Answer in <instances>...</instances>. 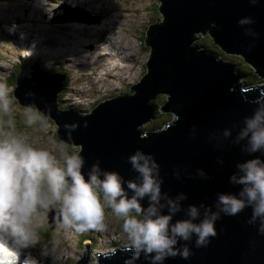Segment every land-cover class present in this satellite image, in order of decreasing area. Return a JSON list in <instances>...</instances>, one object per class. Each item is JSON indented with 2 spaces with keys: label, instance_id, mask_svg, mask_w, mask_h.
<instances>
[{
  "label": "water",
  "instance_id": "water-1",
  "mask_svg": "<svg viewBox=\"0 0 264 264\" xmlns=\"http://www.w3.org/2000/svg\"><path fill=\"white\" fill-rule=\"evenodd\" d=\"M161 1L165 19L148 31L152 54L147 74L132 88L135 94L106 100L90 113L61 109L58 96L67 75L48 73L37 62L30 74L20 72L14 95L24 107L52 118L66 143L82 146L85 174L98 165L101 172L119 173L127 187V181L137 179L128 157L140 151L159 164L162 195L185 194L184 209L204 204L215 211L218 193L239 192L240 186L230 183L236 165L253 158L242 151L244 142L234 140L256 101L264 99V83L243 80L246 68L237 57L215 54L214 47L206 49L194 35L210 30L225 52L243 57L264 78V0ZM244 19L250 23L242 25ZM160 93L168 95L163 109L173 112L174 119L157 130L144 129L157 109L150 101ZM225 129H231V137L223 136ZM254 156L264 160V153ZM142 203L147 206V198ZM250 216V208L236 216L221 214L207 246L197 247L195 237L180 241L177 247H188L189 257H168L163 264H264V234L258 224L248 223ZM182 218L184 210L173 222ZM86 246L89 251L77 264H93L88 259L92 245ZM123 249L99 254L95 264H125L132 253ZM135 264L152 262L142 254Z\"/></svg>",
  "mask_w": 264,
  "mask_h": 264
},
{
  "label": "clouds",
  "instance_id": "clouds-1",
  "mask_svg": "<svg viewBox=\"0 0 264 264\" xmlns=\"http://www.w3.org/2000/svg\"><path fill=\"white\" fill-rule=\"evenodd\" d=\"M256 104L234 140L244 142L242 151L253 155L238 163L230 176V183L240 186L239 192L218 193L215 211L204 204L184 209L185 194L175 198L162 195L160 166L150 154L137 151L128 157L137 179L127 181L125 187L119 173L101 172L98 165L85 174L84 158L62 142L50 139L47 145H40L17 134L13 101L6 86L0 84V264H14L24 249L40 242L41 214L46 216L49 211L55 212L57 223L65 228L86 232L104 231L106 211L110 210L127 238L123 250L132 253L125 264H135L142 254L152 264H163L178 255L187 259L190 251L177 247L180 241L195 237L197 247L207 246L217 234L215 222L221 214L236 216L245 208L251 209L248 223L258 224L259 233L264 234V160L254 156L264 153V99ZM23 122L41 131L47 128V121L32 107L23 113ZM66 127L69 132L74 130V126ZM223 136L231 137V129H225ZM145 198L147 206L142 203ZM182 210L186 218L173 222ZM30 261L36 264L30 256L25 264Z\"/></svg>",
  "mask_w": 264,
  "mask_h": 264
},
{
  "label": "rangeland",
  "instance_id": "rangeland-1",
  "mask_svg": "<svg viewBox=\"0 0 264 264\" xmlns=\"http://www.w3.org/2000/svg\"><path fill=\"white\" fill-rule=\"evenodd\" d=\"M159 4L162 6L163 2L0 0V84L6 86L13 101L16 133L27 135L40 145H47L50 139L62 142L69 150L80 153L82 146L69 145L61 139L57 123L43 112L37 110L47 121L46 130L25 125L23 113L27 107L12 96L15 89L11 85L13 79L8 76L12 78L17 66H22L20 72L28 71L27 66L37 62L45 65L42 69L47 68L52 74L67 75L68 85L58 96L59 106L79 113H90L106 100L135 94L132 88L147 74L152 54V48L147 44L148 31L152 24L162 23L165 19ZM26 36L31 40L26 41ZM194 36L195 41L204 42L206 49L213 47L211 34L197 32ZM62 42L63 48L59 45ZM113 42L119 43L124 55L131 54L125 56L128 59L124 58V61L112 56ZM215 54L237 57L239 66L246 68L243 80L255 79L254 69L241 56L224 50L217 53V49ZM127 60L132 61L128 63ZM165 101H169L165 93L150 101L157 107L155 117L142 128L157 130L173 121L174 113L163 109ZM52 212L46 216L41 214L42 223L37 229L40 242L24 249L19 258L26 260L30 256L41 264H77L89 251L86 244L91 243L88 259L95 264L99 262V254L124 248L127 243L121 222L110 210L106 211L104 231L86 232L58 224L56 215L51 217Z\"/></svg>",
  "mask_w": 264,
  "mask_h": 264
},
{
  "label": "trees",
  "instance_id": "trees-1",
  "mask_svg": "<svg viewBox=\"0 0 264 264\" xmlns=\"http://www.w3.org/2000/svg\"><path fill=\"white\" fill-rule=\"evenodd\" d=\"M159 9H161V4H159ZM211 26H212V24H211ZM207 34H211V32H210V30H207ZM210 38H212V42H213V47L215 48V49H217V53H218V51H220V52H222V48L215 42V40H214V38L212 37V36H210ZM200 47H202L203 48V46H200ZM213 51V50H212ZM243 58V57H242ZM28 68H30L31 67V65L30 66H27ZM252 67V66H251ZM253 69H254V72H255V74H254V76H255V79L257 80V79H260L258 82H263V77H260L257 73H256V71H255V68L254 67H252ZM23 68H22V66H17V68H15L14 69V72H12V78H10V75L8 76L9 77V79H13V81L11 80V85H12V88L13 89H15L16 87H17V85H15L16 83H17V78H18V76H19V74H20V71L22 70ZM27 72H30V70H28ZM249 73V72H248ZM250 73H252V72H250ZM255 79H253V80H250V79H248L247 78V80H245V81H256ZM254 83V82H253ZM253 83H251V84H253ZM68 85V80L66 79L65 81H64V88L66 87ZM15 91V90H14ZM160 95V94H159ZM166 95V94H165ZM12 96L14 97V99H16L17 100V98L15 97V95H14V93H12ZM165 104V103H164ZM163 104V105H164ZM162 105V106H163ZM162 109V108H161ZM160 109V110H161Z\"/></svg>",
  "mask_w": 264,
  "mask_h": 264
},
{
  "label": "bare ground",
  "instance_id": "bare-ground-1",
  "mask_svg": "<svg viewBox=\"0 0 264 264\" xmlns=\"http://www.w3.org/2000/svg\"><path fill=\"white\" fill-rule=\"evenodd\" d=\"M6 22V21H5ZM7 23V22H6ZM22 30V29H21ZM23 31V30H22ZM18 32H21V31H18ZM15 33V32H14ZM25 33V32H24ZM91 34V33H90ZM26 38H27V40L26 41H30L31 40V37L30 38H28L27 36H26ZM25 38V39H26ZM197 38V37H196ZM117 39V38H116ZM119 39V38H118ZM123 41V40H122ZM118 42H119V40H118ZM121 43V42H120ZM62 44H63V42L62 43H60L59 45H60V47L61 48H63L62 47ZM129 45H131V44H129ZM111 46H113L112 47V49H111V51H113L114 53H112V56L113 57H115L116 59L118 58V59H120V60H124V58H126V59H128V57H125V56H129V55H131V54H129V52H128V54L129 55H124V51L122 50V48L119 46V43H115V42H113V44L111 43ZM135 48V47H134ZM130 49V48H129ZM129 51V50H128ZM63 52H65V50H63ZM134 56V55H133ZM132 57V56H131ZM133 59V58H132ZM125 61V60H124ZM129 61H132V60H127V62L129 63ZM133 65V64H132ZM126 67H128L129 66V64H126L125 65ZM124 68V67H123ZM124 70V69H123ZM126 70V69H125ZM128 71V70H127ZM113 251H117V250H113ZM102 254H106V253H102ZM19 259H21V258H15V260H19ZM23 260V259H22ZM24 262H25V260H23ZM31 262V261H30Z\"/></svg>",
  "mask_w": 264,
  "mask_h": 264
},
{
  "label": "built area",
  "instance_id": "built-area-1",
  "mask_svg": "<svg viewBox=\"0 0 264 264\" xmlns=\"http://www.w3.org/2000/svg\"><path fill=\"white\" fill-rule=\"evenodd\" d=\"M110 251L106 252V253H109Z\"/></svg>",
  "mask_w": 264,
  "mask_h": 264
}]
</instances>
